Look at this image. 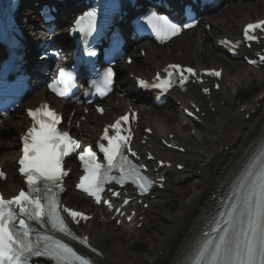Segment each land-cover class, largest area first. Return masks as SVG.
I'll use <instances>...</instances> for the list:
<instances>
[{
	"label": "snow or ice",
	"instance_id": "1",
	"mask_svg": "<svg viewBox=\"0 0 264 264\" xmlns=\"http://www.w3.org/2000/svg\"><path fill=\"white\" fill-rule=\"evenodd\" d=\"M96 15L95 10L84 13L76 19V28L81 33L91 35L96 27ZM147 20L161 39L175 36L181 30L180 25L165 15L153 13ZM192 26V23L183 25L185 28ZM257 29L264 30V20L247 24L243 30L244 38L257 39L250 34ZM220 43L235 48L239 42L234 44L231 40H222ZM260 60L264 62V56ZM249 62L257 63L255 60ZM164 71L167 76L161 78L157 73L156 83L149 85L140 80V85L166 92L175 82L174 76L178 77L183 87L189 78L186 72L196 75V70L178 64H170ZM206 71L209 75H220L216 70ZM113 76V70L109 67L95 83L96 91L101 96L111 91ZM72 86V73L64 68L59 69L58 78L49 85L53 92L62 97L69 95ZM98 111L102 112L103 109L98 108ZM28 115L33 124L21 137L23 148L19 159V171L25 179L27 190L21 189L10 199L0 194V264H34V258H45L52 264H91L89 259L79 255L55 235L60 233L88 244L87 237L80 238L73 233L66 217L75 223L89 217L83 211L64 206L60 200V193L64 191L63 179L68 175L64 159L81 146L68 132L58 130L61 117L48 105L29 109ZM128 120L126 114L106 126L101 139L107 143L96 145L103 153L106 165L97 161V153L91 145L78 154L84 175L76 187L94 197L96 203H101L104 185L110 181L121 184L131 181L142 193L149 191L153 183L141 172L143 166L132 163L125 155L127 151L136 156L129 146L131 135L121 134L122 122ZM109 129L114 130L115 134L109 135ZM113 169L119 172L118 176L111 175ZM4 176L0 171V178ZM113 195L120 193L114 192ZM229 199L231 202L226 209L218 213L209 231L202 232L182 264H264V138L259 140L257 150L236 177ZM103 203L109 208L113 207L108 200ZM127 203L128 200H124V204ZM128 219L131 220V216ZM33 223L39 227L34 228ZM35 264H39L38 259Z\"/></svg>",
	"mask_w": 264,
	"mask_h": 264
},
{
	"label": "bare ground",
	"instance_id": "2",
	"mask_svg": "<svg viewBox=\"0 0 264 264\" xmlns=\"http://www.w3.org/2000/svg\"><path fill=\"white\" fill-rule=\"evenodd\" d=\"M264 17V0H255L253 3L244 6L229 7L226 11L218 13L212 17L211 22L213 29L211 33H206L205 36H199L196 32H190L183 35L181 38L173 41L170 45L162 48H156L154 52L149 51L146 58H139V61L134 67L120 69L119 84L121 90L115 93L111 99L107 101L111 110L103 117L96 116L92 111L86 118L88 122H80V131L84 135V140L90 141L97 136L104 123L113 119L119 113H122L127 105L135 104L141 110L144 116V122L150 121L155 128L157 135L166 134L170 130L180 131L177 139L182 142L187 148L186 153H170L156 143V139L151 140L153 149L158 157L169 158L184 162L187 168V176L194 175L197 182L195 191L190 198H185L179 187L180 182L184 180V173L173 172L170 177V182L166 188H171L180 204V211L173 213L171 207L166 205V198L158 196L152 201V210H147V219L151 218V224H154L157 231L150 228V224L146 226L139 235L144 242L150 246V254L138 256L132 248L133 245L125 242V237L132 235V230L129 227H116L112 223H102L101 215L89 222L86 230L92 235L96 244L103 251L104 257L99 258L101 264H167L172 261L174 256L182 248V243L190 236L196 220L199 218L201 208L212 198V194L216 191L220 177L228 168L230 162L238 157L241 152L251 143V140L257 137L264 129V91L259 98H256L250 105H246V109H234L235 96L232 91L236 89L238 83H250L252 75L260 85L264 82V68L256 71L250 68L240 67L235 63H229L224 60L223 55L216 48V40L222 36L229 35L231 37L241 34L243 23L249 20H257ZM66 42L60 41L58 44L67 47ZM62 49V47L60 46ZM65 51V50H64ZM186 62L194 66H206L207 64L213 67L218 65L225 66V87L222 93L216 94L211 101L214 106H217L216 111L208 113L206 116L204 129L205 132L198 131L199 134L192 136L185 132V127L181 124V114L179 108L171 105V111L162 110L161 113H155L150 110L147 103L140 102L137 96H134L131 91L132 83L129 79L122 77L127 70L132 73H137L142 76H150L155 70L161 69L169 62ZM133 82V81H132ZM231 83V86L228 84ZM126 92L125 97H120L119 94ZM191 95L182 96L180 100L183 104H188L191 100L197 99L198 104H202L206 109L208 101L206 97L201 95L196 87L189 90ZM49 97L44 91H39L37 95L27 100L26 106L33 101L46 100ZM57 101V100H56ZM116 102H118L117 105ZM62 104V101H58ZM146 104V105H145ZM17 110L11 116L10 120L16 124L13 129L8 123L5 127H0V165H3L9 172V178L4 183V192L11 193V187L15 184L19 185L18 178L12 174V159L18 154L16 139L4 144L5 128L20 133L24 126V107ZM64 109H69V103H66ZM76 113L72 118L73 125L83 116L79 105L74 107ZM249 114L250 118L246 119ZM71 115V114H70ZM211 138L218 140L221 137L220 146L230 148L229 152H222L217 149L215 154H210V149L205 148L202 144V134H206ZM219 141V140H218ZM7 147V151L2 149ZM10 148L13 149L10 151ZM9 149V150H8ZM214 149V147H213ZM175 170V169H174ZM198 170L202 173L198 175ZM72 194H68L65 201L72 200ZM101 212V209L95 208ZM162 236H160V233ZM155 241L158 243L155 244Z\"/></svg>",
	"mask_w": 264,
	"mask_h": 264
},
{
	"label": "rangeland",
	"instance_id": "3",
	"mask_svg": "<svg viewBox=\"0 0 264 264\" xmlns=\"http://www.w3.org/2000/svg\"><path fill=\"white\" fill-rule=\"evenodd\" d=\"M208 66H210V64H208ZM259 85H260L259 82L253 81L252 84L250 85V87L251 88H257V89H262V88H259ZM247 93H248L247 88L246 89L243 88L242 92L240 93V98L242 99ZM253 98L254 97H252L250 99H247V101H252ZM239 99L236 101L237 104H238ZM6 133L7 134H5V136L2 139L4 144L9 142V141H11L12 139H14L13 132L7 131ZM204 147L207 148V146H205V145H204ZM2 150L3 151H7V147L4 146V148ZM12 150L13 149L10 148V151H12ZM210 154H213V153L210 152ZM12 162H14V160ZM192 181H195V180L193 179ZM195 184H196V182H187L186 184H183L184 189L187 192V195H186L187 198H190L192 196L191 194L195 190ZM72 194L75 195V193H72ZM70 204H73V203L70 202ZM166 205L168 207H171L173 213H177L178 211H180L181 204H180V202L177 199H175V197L173 196L172 193L167 194V203H166ZM150 228H152L154 231H157V229H156L154 224H150ZM159 234H161V232ZM128 239H126V240H128ZM130 243L134 244V247H144V252L140 254L141 256L142 255H146V254H150L149 253L150 252V246H148V244L146 242H144L143 238H141L140 235H135L132 238V240L130 241Z\"/></svg>",
	"mask_w": 264,
	"mask_h": 264
}]
</instances>
